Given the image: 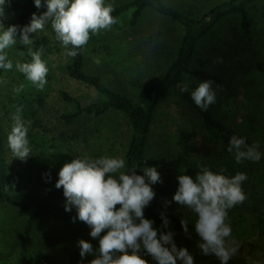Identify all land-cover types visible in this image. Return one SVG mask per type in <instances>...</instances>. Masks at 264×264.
<instances>
[{"label":"trees","instance_id":"16d2710c","mask_svg":"<svg viewBox=\"0 0 264 264\" xmlns=\"http://www.w3.org/2000/svg\"><path fill=\"white\" fill-rule=\"evenodd\" d=\"M71 2L67 15L72 22L98 17L92 6ZM43 3L15 0L9 4L15 21L2 31L0 80L9 75L12 59ZM146 13L176 23L183 34L165 73L132 96L111 89L100 75L86 71L84 45L99 53L109 50L106 53L114 61L122 53V43L134 51L142 47L141 43L135 46V38L144 39L145 46L156 43L161 31L145 37L136 33ZM98 18L107 26L124 23L128 27L117 34L107 31L102 40L92 37L90 41L85 34L75 35L72 23L56 32L57 42L65 44L61 70L96 95L83 104L78 97L61 91L59 99L67 108L60 123L71 129L79 122L113 113L127 121L129 137L119 185L98 205L60 201L74 188L93 187V166L90 158L80 153L79 144L65 142L77 137L75 131L66 137L63 130L53 142L40 134L41 113L54 70L52 51L47 47L50 41L47 36L38 38L25 54L27 58L34 55L36 62L25 60L13 91L7 89L5 99L0 93V206L25 216L24 238H30L43 222L77 229L78 237L71 239L66 261L61 262L64 254L48 252L45 244H40L30 252L20 248L15 264H117V258L123 264H264V163L256 172L248 155L240 154L250 145L249 138L217 119L191 85L203 83L232 92L245 73L264 75V0L213 1L194 16L165 0H129ZM227 23H236L237 29L232 27V38L225 42L219 39L223 43L214 46L221 54L219 61H227L217 72L211 59H204L199 50L212 35L223 32ZM104 40L108 44L101 48ZM174 94L191 114L184 121L183 134L190 139L200 133L212 146L200 163L184 153L175 157L149 155L156 115ZM147 173L159 175L155 185L144 187ZM37 189L46 195L41 196ZM143 192L150 194V199L155 196L169 201L170 209L143 198ZM125 214L135 225H129L121 236ZM80 227L87 229L81 233ZM61 239L64 242L66 238ZM2 245L0 236V261L9 262Z\"/></svg>","mask_w":264,"mask_h":264},{"label":"rangeland","instance_id":"374dc122","mask_svg":"<svg viewBox=\"0 0 264 264\" xmlns=\"http://www.w3.org/2000/svg\"><path fill=\"white\" fill-rule=\"evenodd\" d=\"M13 1L15 0H0V47L2 31L15 21V14L9 7V4ZM127 1L129 0H75L80 7L82 5L92 6L95 13H98V17L102 12ZM165 1L194 16L204 12L213 4V1L218 2L221 0ZM71 4V0H44L37 14L31 19L27 32L20 43L21 45L12 59L9 75L0 80V93L1 97L5 99L8 94L7 89H9V92L13 91L14 79L20 66L24 65L27 59L30 64L36 62L34 55L27 58L25 54L32 48L38 38L47 36L50 41L47 47L52 51L50 57L54 73L52 74L53 79L49 88L48 100L41 113L42 128L40 134L43 133L53 142L61 131L65 130L66 137L71 136V131H75L73 135H77V139L72 140V138H69L65 142L79 144L80 153H85L87 158L92 161L93 166L91 168L93 187L91 186L92 188L89 189L74 188L73 192H68L66 197L60 201L98 205L99 201L101 203L112 196L119 185L124 167V154L127 148L129 127L123 117L114 113L97 120L91 119L85 123L79 122L71 129L61 125L60 115L67 108L59 99L61 91H67L78 97L83 104L94 100L96 95L91 88L76 83L67 76L63 69L61 70L66 58L65 44L57 42L56 32L58 30L62 31L64 27L70 26V23H72L75 27V35L83 36L85 34L87 40L90 41L92 37L102 40V34H106L107 31L117 34L122 29H127L128 26L124 23L107 26L99 22V18L95 16H90L91 21H89L88 16L77 22H72L67 15V8ZM232 27L237 29V24L227 23L223 32L220 34L216 32L215 35H212L202 44V48L199 50L204 59H211V66L217 72L222 71L220 66H224L227 61L225 59L222 62L219 61L221 54L214 51V46L225 42L228 38H232L231 36L234 34ZM153 31L162 32L156 43L145 46L144 39L135 38L137 39L135 46L142 44V47L135 51L133 47H127L122 43V53L117 57L118 60L114 61H110L108 53H106L109 50L106 52L100 50L99 53V51H94L91 46L84 45L86 71L100 75L111 89L126 91L132 96H136L141 88L151 84L165 73L168 65L175 57L183 34L181 27L176 23L160 19L152 13H146L141 19L136 33L140 37H145ZM219 39H222L223 42ZM107 44V41H102L101 48ZM242 78L241 83L232 88V92L215 89L203 83H193L191 85L194 92L210 108L217 119L249 138L250 145L241 149L240 154L248 155L256 172H260L264 163V75L252 71L242 75ZM187 113L182 108L176 94L161 106L152 130L150 156L175 157L184 153L196 163H200L206 158L210 148H212L207 143V139L205 137L202 139L199 136L200 133L194 134L189 139L182 132L184 121H187L191 115ZM27 126L30 127V124H27ZM62 139H64V136ZM158 179V174L147 173L144 187L150 184L151 186L155 185ZM37 190L39 191L37 193L41 196L46 195L41 189ZM73 194H75L74 197H72ZM142 197L148 198L153 203L155 202L164 210L170 209L171 204L167 200L158 199L155 196L150 199V194L147 192H143ZM121 219V232L119 235L122 236L128 230L129 225H135V221L129 214H125ZM24 220L25 216L22 213L0 206L2 247L5 248L7 257L11 258L9 262L1 260L0 264H15L20 255V248L30 252L37 249L40 244H45L44 247L47 248L48 252L49 250H55L61 255L64 254L61 262L67 260L68 250L72 243L71 239L75 236V238L78 237V234H76L77 229L51 222H43L36 228L30 238H24L22 235ZM86 229L80 227L81 233H84ZM85 235L88 237L90 233ZM61 237L66 238L64 242L60 241L63 240ZM76 242L77 239L74 240L73 244ZM120 243L118 245H121ZM117 259V264H123L119 258Z\"/></svg>","mask_w":264,"mask_h":264}]
</instances>
